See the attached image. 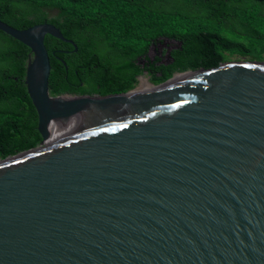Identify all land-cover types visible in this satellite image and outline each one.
I'll return each instance as SVG.
<instances>
[{
	"label": "water",
	"instance_id": "95a60500",
	"mask_svg": "<svg viewBox=\"0 0 264 264\" xmlns=\"http://www.w3.org/2000/svg\"><path fill=\"white\" fill-rule=\"evenodd\" d=\"M0 32L30 50L40 145L48 125L77 123L0 165V264H264V62L176 74L212 72L169 91L52 97L45 36L73 42L47 23Z\"/></svg>",
	"mask_w": 264,
	"mask_h": 264
},
{
	"label": "trees",
	"instance_id": "16d2710c",
	"mask_svg": "<svg viewBox=\"0 0 264 264\" xmlns=\"http://www.w3.org/2000/svg\"><path fill=\"white\" fill-rule=\"evenodd\" d=\"M0 21L18 30L51 24L76 46L74 52L45 36L52 97L119 94L133 90L144 71L159 85L234 55L257 62L264 56V0H0ZM157 38L179 44L172 62L141 68ZM29 57L26 46L0 32V160L42 141L24 85Z\"/></svg>",
	"mask_w": 264,
	"mask_h": 264
},
{
	"label": "bare ground",
	"instance_id": "6f19581e",
	"mask_svg": "<svg viewBox=\"0 0 264 264\" xmlns=\"http://www.w3.org/2000/svg\"><path fill=\"white\" fill-rule=\"evenodd\" d=\"M252 66L258 67V68L264 67V65H252ZM224 69H227V68H221L220 70H224ZM211 73H212L211 71L210 72L201 71V72L192 73V74L175 75L174 79L170 83H168L164 87H158V88H154L151 84L147 83L146 81H142L140 85V89L130 93L129 97L135 96L137 92L142 93L143 91H145L148 94L155 92V91H160V90L169 91L173 89L174 87L178 86L179 84L183 82H187V80L188 82L191 80H196L197 78H200L208 74L210 75ZM47 131H48V138L42 144L41 147L35 149L32 152L17 155L16 157L11 158L4 163H0V165L9 164V163L16 162L21 159L27 158L35 153H39L38 150L44 151L46 149L52 148L53 146H50L48 148H42L47 142H49L50 144H55V145H58L61 142H64L65 140L72 137L77 132V123H73V124L66 125V126H57V125L50 124L47 127Z\"/></svg>",
	"mask_w": 264,
	"mask_h": 264
},
{
	"label": "flooded vegetation",
	"instance_id": "af4514ba",
	"mask_svg": "<svg viewBox=\"0 0 264 264\" xmlns=\"http://www.w3.org/2000/svg\"><path fill=\"white\" fill-rule=\"evenodd\" d=\"M165 39L167 38H157L150 43L145 56L138 61L141 68L145 67L152 70L153 68L166 66L172 62L171 52L177 49L179 44L169 39H167L168 42H165ZM142 76H145L147 80H149L151 73L149 71H144L138 79ZM156 76H160V74L157 73Z\"/></svg>",
	"mask_w": 264,
	"mask_h": 264
},
{
	"label": "rangeland",
	"instance_id": "374dc122",
	"mask_svg": "<svg viewBox=\"0 0 264 264\" xmlns=\"http://www.w3.org/2000/svg\"><path fill=\"white\" fill-rule=\"evenodd\" d=\"M230 58V60L228 61V62H226V63H229V64H231V63H240V62H245L246 60H247V58H245V57H241V56H238V55H234V56H231V57H229ZM249 59V58H248ZM249 60H251V59H249ZM261 61L262 62H264V56H263V58H261ZM241 65H243V64H241ZM261 69H264V67H260ZM142 81H146L147 83H149V81L147 80V78L145 77V76H142V77H140L139 79H138V84H137V86L135 87V91H137V90H139L140 89V85H141V82ZM150 84V83H149ZM55 144H50L49 142H47L42 148H48V147H50V146H54ZM42 146V144L41 145H38L37 147H41ZM38 152H42V150H38Z\"/></svg>",
	"mask_w": 264,
	"mask_h": 264
}]
</instances>
